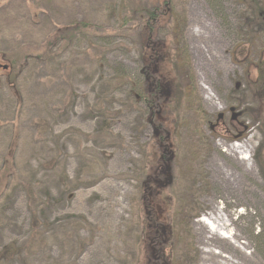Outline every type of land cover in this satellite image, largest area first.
I'll use <instances>...</instances> for the list:
<instances>
[{
	"label": "rangeland",
	"instance_id": "1",
	"mask_svg": "<svg viewBox=\"0 0 264 264\" xmlns=\"http://www.w3.org/2000/svg\"><path fill=\"white\" fill-rule=\"evenodd\" d=\"M243 1L0 0V264H203L212 209L264 264V25ZM248 139L246 166L228 149Z\"/></svg>",
	"mask_w": 264,
	"mask_h": 264
},
{
	"label": "bare ground",
	"instance_id": "2",
	"mask_svg": "<svg viewBox=\"0 0 264 264\" xmlns=\"http://www.w3.org/2000/svg\"><path fill=\"white\" fill-rule=\"evenodd\" d=\"M251 146V139L242 144H232L228 154L238 163L247 166L251 161ZM198 223L205 244L203 264H246L253 258L252 255L244 253V243L239 241L238 234L233 231V221L222 211L212 209Z\"/></svg>",
	"mask_w": 264,
	"mask_h": 264
},
{
	"label": "trees",
	"instance_id": "3",
	"mask_svg": "<svg viewBox=\"0 0 264 264\" xmlns=\"http://www.w3.org/2000/svg\"><path fill=\"white\" fill-rule=\"evenodd\" d=\"M243 2H245V5L251 11V17H252L251 20L252 21L250 22V25L252 27H254V25L255 26L257 25L259 27H263V25H264V12H263L262 7H260V5H261L260 0H244ZM158 16L159 15H157L155 12H152V11H149L146 9L143 11V14H142V11L140 9H138L134 14H131L129 16H125L124 21L128 22V23L131 21L136 22V24H137L136 28L138 30H142V33L145 34L146 32H148L150 30L149 28H150L151 22L152 21L155 22L159 18ZM72 30H75V28L73 27ZM179 54H181L180 57L183 58L184 54H183L182 50L179 52ZM182 74H183L185 82H186L185 83L186 84V86H185L186 91L189 89L190 92H192L194 90L195 83H194V80L192 79V75H191L189 68H187V67L182 68ZM145 95H146L145 96L146 102H148L150 105V108H152L153 104H154V99L152 98V94L151 95L145 94ZM159 158L161 159L162 157L159 156ZM152 182L158 183V182H156L155 179H153ZM186 219L188 220L189 216L185 215L184 220H186Z\"/></svg>",
	"mask_w": 264,
	"mask_h": 264
},
{
	"label": "water",
	"instance_id": "4",
	"mask_svg": "<svg viewBox=\"0 0 264 264\" xmlns=\"http://www.w3.org/2000/svg\"><path fill=\"white\" fill-rule=\"evenodd\" d=\"M5 69H7V68L5 67Z\"/></svg>",
	"mask_w": 264,
	"mask_h": 264
}]
</instances>
